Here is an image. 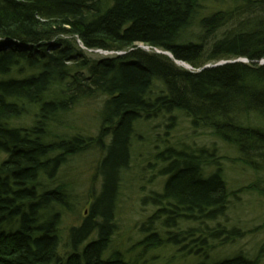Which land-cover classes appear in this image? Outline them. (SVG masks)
<instances>
[{
    "label": "trees",
    "instance_id": "1",
    "mask_svg": "<svg viewBox=\"0 0 264 264\" xmlns=\"http://www.w3.org/2000/svg\"><path fill=\"white\" fill-rule=\"evenodd\" d=\"M98 49L115 55L86 51ZM263 59L264 0H0V264H144L102 258L118 231L139 121L166 118L169 131L180 112L264 172ZM222 60L233 62L203 68ZM97 100L96 133L72 131L64 118ZM90 150L102 154L100 191L60 254L64 216L79 200L57 176ZM154 157L166 179L144 197L156 210L141 226L143 254L169 243L203 256L197 264L262 262V252L243 250L213 258L244 235L220 220L235 191L214 146L167 144ZM249 189L264 192L258 179L240 190Z\"/></svg>",
    "mask_w": 264,
    "mask_h": 264
},
{
    "label": "rangeland",
    "instance_id": "2",
    "mask_svg": "<svg viewBox=\"0 0 264 264\" xmlns=\"http://www.w3.org/2000/svg\"><path fill=\"white\" fill-rule=\"evenodd\" d=\"M140 46V45H139ZM147 51L152 50L146 45L141 46ZM93 59L112 56L115 53H98L94 50H86ZM247 61V60H245ZM264 62V61H263ZM262 63V62H261ZM180 66V65H179ZM193 71L194 68H191ZM100 101L91 104L77 106L74 113L68 118H64L72 131L95 134L100 117L97 115L100 110ZM175 125L166 130V118L154 119L151 122H137L139 140L134 141L132 161L130 168L124 173L121 197L117 209L118 231L112 238L109 248L103 253L104 260L121 257L125 261H135L139 259L144 264H197L203 261L202 257L188 255L184 250L173 244H164L156 249H150L145 254L143 247L137 246L144 237L141 231L142 224L154 213L156 207L150 203L144 204V197L152 191H162L166 176H162L159 171L161 163H156L155 153L164 149L165 145L180 146L182 144L193 147V145L214 146L222 157L223 167L229 181V186L235 191L231 198L228 215L220 219L229 228L238 226L244 233L243 237L222 245L212 253L213 258L223 259L232 257L240 250L250 256L262 252V262L264 264V192L261 190H245L256 179L264 190V172L254 173L247 166L241 164L237 159L235 149L224 143L220 138L214 136L209 130L192 128L190 119L184 114L176 113ZM168 132V133H167ZM167 134V135H166ZM109 140V139H108ZM163 140H166L163 142ZM156 146H158L156 148ZM158 149V150H157ZM3 156H1L2 158ZM102 154L98 150H90L75 155L62 168L57 176L58 183H66L79 203L76 212L67 213L62 224V238L59 246V253L64 254L68 248V236L73 225H81L83 217L86 215L89 204L86 202L90 198L92 190L100 191L101 180L96 176V166ZM152 167L150 168V164ZM188 223L183 224L186 228ZM97 233H93L79 249H82L88 242L96 239Z\"/></svg>",
    "mask_w": 264,
    "mask_h": 264
},
{
    "label": "water",
    "instance_id": "3",
    "mask_svg": "<svg viewBox=\"0 0 264 264\" xmlns=\"http://www.w3.org/2000/svg\"><path fill=\"white\" fill-rule=\"evenodd\" d=\"M158 52L159 53H163V54H166V55H168L169 57H173L172 56V54L170 53V52H167V51H165V52H163V51H160V50H158ZM122 54V53H121ZM241 60V59H240ZM236 61H239V60H236ZM244 61V60H243ZM179 61H176V63H178ZM230 62H233V61H225V60H222V61H220V62H217V63H215V64H213V65H211V64H207V65H205L203 68H207V67H216V66H220V65H223V64H226V63H230ZM262 63H264V62H262Z\"/></svg>",
    "mask_w": 264,
    "mask_h": 264
},
{
    "label": "bare ground",
    "instance_id": "4",
    "mask_svg": "<svg viewBox=\"0 0 264 264\" xmlns=\"http://www.w3.org/2000/svg\"><path fill=\"white\" fill-rule=\"evenodd\" d=\"M140 46H143V44H140ZM101 50H104V49H101ZM104 51H107V52H110V53H114V51H109V50H104ZM241 59V60H240ZM240 59H237L239 61H243L242 58ZM264 60V59H263ZM176 61H179V60H176ZM236 61V60H235ZM178 65H180L181 67L185 68V69H188V70H191V65L189 63H186V62H183V61H179L177 63ZM168 133V132H167ZM167 135V134H166ZM166 140H163V142H165ZM155 158V157H154Z\"/></svg>",
    "mask_w": 264,
    "mask_h": 264
}]
</instances>
